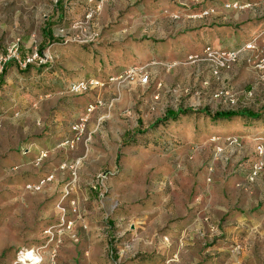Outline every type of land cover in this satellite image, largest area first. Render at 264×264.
Segmentation results:
<instances>
[{
    "label": "rangeland",
    "instance_id": "374dc122",
    "mask_svg": "<svg viewBox=\"0 0 264 264\" xmlns=\"http://www.w3.org/2000/svg\"><path fill=\"white\" fill-rule=\"evenodd\" d=\"M57 1L0 0V54L39 48L45 25L59 42L0 84V264H264V116L253 148L205 117L159 123L167 109L261 113L254 38L209 45L240 51L214 74L194 45L210 24L184 27L208 0H63L60 19ZM246 5H224L234 33ZM133 67L146 85L110 80ZM81 80L100 84L72 91Z\"/></svg>",
    "mask_w": 264,
    "mask_h": 264
},
{
    "label": "crops",
    "instance_id": "0c3cea01",
    "mask_svg": "<svg viewBox=\"0 0 264 264\" xmlns=\"http://www.w3.org/2000/svg\"><path fill=\"white\" fill-rule=\"evenodd\" d=\"M233 2H239L241 4H247L246 5L247 7L242 9L241 11L235 10V11H237L235 15L239 18L240 17L239 14H241V16L243 18L242 20L247 22L246 23L247 25H244L242 30L237 31L236 33H234V31H231V27L228 26V24H227L228 23L227 22L228 17H226L227 15H222L223 13H227V11H228L227 9L224 8V5L227 3H233ZM208 6H210L211 8H215L217 10L218 14L212 13L209 16H206L205 18H201V19H188V18H186V20H184V27L186 25H188V26L192 25L193 27L197 26L198 28H201V26H205L206 24H210V26L207 28L208 31L206 30L203 33L205 35H209L210 38H208L206 41H203V42H199L198 40L197 41L195 40L196 44H194V45L196 47L202 48L203 46L212 45L214 47H228L229 49H231V48L234 49L235 46L233 44H231L230 40H228L229 38L234 37L235 42H239V45L240 44L242 45L243 43H246V42L250 41L251 39H253L257 36L264 34V0H208V2L206 4H203L202 8L207 9ZM256 6H257V8H255ZM171 9L174 10L175 8L173 6H171ZM178 13H181V12H179V10H178ZM259 43H260L261 47H264V43H263V41H261V38H260ZM184 48H185V46L182 48V51ZM177 53H179V52H177ZM8 65L10 66V68L14 67V68L18 69V65L15 64L14 62H10V63H8ZM246 130H247V132H244V133L247 134L246 135L247 144L249 147L253 148V146L255 145V143L253 141L254 136H258L259 133H262L263 130H261V126L258 127L256 125L252 126L251 128H248ZM126 133H124V136ZM249 135H251V136H249ZM243 169H245V170L244 171L238 170V172L240 174H242L244 172L242 175H244L246 173H250L247 171L249 169H251V167L248 168L246 166V168H243ZM196 249H197V247H195V245L192 246L193 252H195ZM197 256L199 258L201 257L199 247H198V251H197Z\"/></svg>",
    "mask_w": 264,
    "mask_h": 264
},
{
    "label": "built area",
    "instance_id": "2783aa9c",
    "mask_svg": "<svg viewBox=\"0 0 264 264\" xmlns=\"http://www.w3.org/2000/svg\"><path fill=\"white\" fill-rule=\"evenodd\" d=\"M234 8L239 7L237 4H233ZM214 12L213 8H208L204 10L199 16H206L209 14H212ZM259 38L262 39L264 42V34L259 35L258 37L254 38L252 42L248 43L245 46V49L248 50H256L258 54L261 56L257 57L259 58L257 65V68L262 71L263 78H264V56H263V50H258L256 45L254 44ZM239 50H223L221 48H213L211 46H207L204 50V54L209 58L211 61H213L216 64L214 74H217L219 70L221 69H228L233 63L237 62L239 59ZM44 54L39 52L38 47H34L30 53L26 54L25 56H21V47L19 44V41L13 43L9 48H7L3 53L0 54V75L2 74L4 68L7 66V64L11 61H14L19 67L21 68H27L29 65H36L41 63H47L49 62V58H42ZM142 70L137 67L130 68L124 72V74L119 75V77H113L110 80L114 81L116 79H123L125 78H131L136 79V81L141 85H146L148 83V76L145 74H142ZM100 84L97 81H78L75 83H71L70 88L72 91L75 92H83L87 91L92 85ZM94 106L90 105L88 108V112H91L94 110ZM84 120H82V124L75 129L78 130L79 127H81L79 130H83L84 127ZM257 150L259 154H263V148L261 146L257 147ZM261 169V165L257 163L252 170L250 179L253 180V178L258 174L259 170Z\"/></svg>",
    "mask_w": 264,
    "mask_h": 264
},
{
    "label": "trees",
    "instance_id": "16d2710c",
    "mask_svg": "<svg viewBox=\"0 0 264 264\" xmlns=\"http://www.w3.org/2000/svg\"><path fill=\"white\" fill-rule=\"evenodd\" d=\"M56 15H58V19L62 18L63 16V0H58L56 3ZM204 9L199 10L198 13H202ZM59 23V22H57ZM55 24L52 25H45L44 29L42 30V42L40 43V47L38 48L40 51L45 50L47 41H52V43H59L54 35V27ZM52 28V29H51ZM84 50H88V48L83 47ZM21 56L22 54L21 51ZM14 62V61H11ZM10 63V62H9ZM15 63V62H14ZM16 64V63H15ZM8 65V64H7ZM33 65H29L27 68H31ZM9 66H6L0 75V84L2 83L4 76L8 70ZM27 68H21L18 66L19 70H24ZM190 115H197L198 117H205V119H208L210 123V130L213 128L215 129L217 126H219V130L223 133L231 131V133L236 129H248L252 126H261L263 119H261L264 116V109L262 112H254L249 109H242V110H223V111H211L208 108H178L176 110L174 109H167L163 118L159 120V123H167V121H175L179 117L185 118L189 117ZM141 122H138V125ZM213 123V124H212ZM142 132H139L141 134ZM129 135L127 132L124 136V139ZM111 252L113 253L114 250L111 249Z\"/></svg>",
    "mask_w": 264,
    "mask_h": 264
},
{
    "label": "bare ground",
    "instance_id": "6f19581e",
    "mask_svg": "<svg viewBox=\"0 0 264 264\" xmlns=\"http://www.w3.org/2000/svg\"><path fill=\"white\" fill-rule=\"evenodd\" d=\"M35 254L32 252H26V254H24L23 260H30V261H34L35 260Z\"/></svg>",
    "mask_w": 264,
    "mask_h": 264
}]
</instances>
